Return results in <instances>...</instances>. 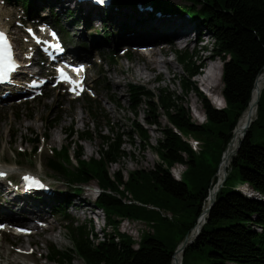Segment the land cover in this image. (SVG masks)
<instances>
[{
	"label": "trees",
	"instance_id": "16d2710c",
	"mask_svg": "<svg viewBox=\"0 0 264 264\" xmlns=\"http://www.w3.org/2000/svg\"><path fill=\"white\" fill-rule=\"evenodd\" d=\"M16 1L26 11L33 7L32 0ZM137 1L114 0L103 12L110 19L116 10ZM144 3L156 11L188 17L196 23L199 36L212 39L211 57L223 61L222 94L227 105L216 108L197 87L193 77L200 73L201 66L196 62L195 52L178 51L177 59L187 74L180 79L184 96L192 91L197 94L207 121L193 120L184 96L168 89L155 92L144 85L132 84V112L138 114L139 108L146 105L148 125H155L161 134L152 144L150 131L137 121H133L134 131L127 132L131 137L140 136L144 148L155 150L159 161L152 168L132 170L127 178L120 170L111 173L109 164L119 162L127 154L122 148L125 132L114 130L112 136L101 135L98 156L90 159L83 158L81 144L74 148L76 163L69 147L52 150L48 168L66 179L74 192H82L92 181L101 188L95 205L102 208L107 224L120 237L116 240L113 231L104 233L101 239L93 225L88 228L86 224L71 223L72 249L86 264H172L175 249L197 223L223 153L264 68V0H184L180 4L147 0ZM32 10L28 19L43 20ZM110 57L115 61L114 54ZM162 117L169 123L163 125ZM186 137L199 140L200 150L196 151ZM84 138L88 137L82 133L80 139ZM29 139L36 143L32 152L39 153L38 135ZM178 162L187 165L182 180H177L170 170ZM233 178L238 180L234 185ZM150 206L170 211L172 217ZM64 209L59 208L63 215ZM124 217L153 222L155 231L145 233L135 247L129 235L118 232L119 218ZM167 230L181 231L184 236L177 243L170 242ZM49 258L53 262L72 260L55 245ZM182 264H264V88L256 117L231 159L228 176L206 222L186 247Z\"/></svg>",
	"mask_w": 264,
	"mask_h": 264
},
{
	"label": "rangeland",
	"instance_id": "374dc122",
	"mask_svg": "<svg viewBox=\"0 0 264 264\" xmlns=\"http://www.w3.org/2000/svg\"><path fill=\"white\" fill-rule=\"evenodd\" d=\"M66 1L32 0L33 7L26 11L16 0H0V23L14 34L22 60L36 61L40 59L36 53H33L35 46L24 30V25L30 17L29 11L34 9L33 12L39 13L43 19L55 23L60 28L64 41H66V54L73 56L74 61L85 62L87 65L84 79L86 91L81 95L70 94L67 89L48 82L39 94L32 97L29 95L32 92L29 89L31 77L25 78L22 83L18 82L21 89H14L10 97L4 96L9 92L4 90L5 88L3 89L5 98L0 97V164L4 167L11 166L10 168L13 170L9 176L3 178V182L0 184V194L6 189L23 193L17 180L20 179L19 177L24 171L41 175L47 186L44 188V193L41 195L23 194L33 198L49 196L52 202L46 217L48 221L44 223L45 225L46 223L56 224L57 227L52 233L39 235L36 232L23 239L22 242H25L28 251L38 247L34 257L9 255L0 257V264H13L15 261L21 264H35V259L42 253L47 255L49 252L48 244L63 249L67 255L73 254L74 264H86L72 249L70 224L73 223L75 226L86 224L88 228L93 225L94 231L101 239L104 233L113 232V228L108 225L103 227L104 212L102 209L95 211V213H99V216H96L97 214H92L89 211L84 215L75 208L78 207L77 203L82 204L84 210L94 208L93 199L98 191V185L92 181L89 185L84 186L82 192H74V187L70 186L66 179L57 176L48 168L47 163L52 156V150L69 147V154L76 163L74 148L77 147V144H81L83 158L90 159L98 156L97 153L102 142L101 135L112 136L114 130L115 132H125L122 136V148L127 154L119 162L109 164V171L114 173L120 170L127 178L128 172L132 170L142 167L152 168L159 161L155 150L148 146L144 148L140 136L135 134L131 137L127 132L130 134L134 131L133 121H137L150 131L152 144L156 143L161 134L155 125H148L145 115L146 105L139 108L138 114L132 112L131 85L141 84L155 92L168 89L184 96L180 79L187 74L178 61L176 52H195L196 62L201 66L200 73L205 66L219 65L221 61L219 57H211L212 39L202 38L201 41L198 38L197 25L194 21L179 13L156 11L151 5L144 3L147 0H143L144 2L135 0L137 1L135 4L133 2L126 4L116 10L113 18L110 19L103 11L88 6L81 9L76 6L74 0ZM170 2L180 4L184 3V0H170ZM87 14H92L91 19L87 17ZM121 16L126 17V20L135 21L136 24L127 25L126 22L120 25L116 24L117 18L119 19ZM154 17H163L165 22L159 23L153 19ZM83 27L86 29L82 30ZM188 30L191 34L189 39H181L176 36L181 31ZM157 35L162 36L157 37ZM149 37L152 38L149 39ZM143 38H147V41L142 42L146 40ZM159 43H163V45ZM148 44L152 46L157 58L167 59L168 64H161L151 70H141L142 60L145 57L144 52ZM152 44L155 46L153 47ZM204 45L207 48H203ZM70 48L76 51L75 56L69 54ZM111 54H114L115 61L111 60ZM37 69L38 67L33 64L30 70ZM53 73V70L45 65L40 76H35V79H42V76ZM198 75L193 77V80L199 90L207 96L205 86L197 80ZM14 79L23 81V78L17 76ZM119 81L123 82L121 90L115 89ZM212 85L211 90L220 98L223 95V81L218 79ZM184 99L193 120L202 123L195 115L196 112L204 114L200 98L192 91L185 95ZM161 123L166 125L169 121L166 117H162ZM82 133L88 138L80 139ZM35 135H38L41 143L37 154L32 152L36 143L29 139ZM6 178L8 179L6 180ZM237 182L236 178L231 181L232 185ZM60 207H65L64 215L59 211ZM150 207L159 210L164 215L172 216L170 211L155 206ZM89 220L91 221L89 222ZM139 221L143 227L140 228V239H134L135 243L140 242L145 233L155 231L153 222L147 223L143 219H139ZM1 222L3 223V221ZM28 226L38 227L37 224ZM166 232L171 235L170 242L173 241V243H177L184 236L181 231L167 230ZM4 236L0 234V242L4 244L7 253L12 247L18 251L23 249L22 243L15 242V235H8L10 243H6ZM29 238L34 241L28 243ZM43 263L56 264L57 262L43 259L39 264Z\"/></svg>",
	"mask_w": 264,
	"mask_h": 264
},
{
	"label": "bare ground",
	"instance_id": "6f19581e",
	"mask_svg": "<svg viewBox=\"0 0 264 264\" xmlns=\"http://www.w3.org/2000/svg\"><path fill=\"white\" fill-rule=\"evenodd\" d=\"M70 0H67L66 2H68ZM92 14H87V17L89 19H91ZM124 16V15H123ZM121 16L119 19L117 18L116 20V24L120 25L123 22H126L127 25L129 24H136L134 23L135 21H131V20H126V17ZM86 18V17H85ZM87 18V19H88ZM155 21H158L159 23H163L165 22V18L160 17H154L153 18ZM86 22V21H84ZM131 22V23H130ZM2 25V27L6 28L5 25H3L2 23H0ZM86 29L85 27H83L82 30ZM190 31H181L180 33H178L176 36H179V38H187L189 39L190 37ZM80 36V35H79ZM162 35H157V37H161ZM152 37H149V39H151ZM146 39V40H143ZM142 42H146L147 38H143ZM160 44V43H159ZM153 45V44H152ZM160 45H163V43H161ZM155 45H153L154 47ZM69 54H72L75 56L74 53H76V51L72 48L69 49ZM144 59L142 60L143 66L141 67V70L143 69H148L151 70L153 67L156 66H160L161 64H168V60L165 58H161L158 59L156 56V53L153 51L152 46H150V44H148V46H146L145 52H144ZM72 57V56H71ZM84 63V62H83ZM222 73H223V61H220L219 65H207L203 68V71L201 73H199L197 80L199 81L200 84L204 85L205 88H209L214 82H216L218 79L222 80ZM16 77V76H14ZM12 77V83L10 82L8 85H5L2 87V91L0 92V97L1 98H5V97H10L13 94V90L14 89H21V87L19 86L18 82L22 83L24 82V80H20L17 81V79H14ZM17 77L23 78V75L19 72ZM35 83H40V79L35 80ZM122 83L123 82H117V85L115 87V89L121 90L122 89ZM212 87V86H211ZM5 88V89H4ZM264 88V68L262 70V72L258 75L256 81H255V85L252 91V96L249 102L248 107L246 108V110L243 112V114L241 115V117L238 120V123L234 129V133H233V137L229 143L228 149L226 150L225 154L222 157V160L219 164L217 173H216V180L214 181L211 189H210V194L208 195V198L206 199L204 206H203V210L200 214V216L197 219V223L195 225V227L193 228V230L190 233V238L189 239H193L194 235L197 233L198 229H200L207 218V208L210 205L213 197L215 196V194L219 191V189L222 187V185L224 184V181L226 180L227 176H228V168L231 165V159L234 155V153L236 152L241 140L244 137V133L245 130L247 128V125L249 124L250 121L254 120V118L256 117L257 114V106H258V102L261 96V92ZM3 89L8 91L9 93L7 95H5L3 92ZM77 90H79V88H77ZM4 94V96H3ZM193 143V141H192ZM196 149H199V147L197 145H195ZM9 167H6L8 169L9 172H12L13 169ZM187 170V165L181 162L175 163L172 167H171V172L173 174V176L177 179V180H182L185 171ZM0 173H4L5 174V168L1 166L0 164ZM4 176V175H2ZM1 176V177H2ZM52 202V199L49 196H43V197H39V198H33V197H29L28 195H25L23 193H20L16 190L13 189H6L3 190L2 193L0 194V223H2L1 221H3V223H11L14 225H17L19 227H25L27 225L30 224H37L38 227H36L35 233L37 232L39 235H43V234H47V233H52V231L57 227L56 224H52V223H47L46 225V229H44L43 227H41L39 224V221H44L47 222L48 220L46 219L49 208H50V204ZM131 202V201H129ZM78 210H80V213L86 215L87 212L91 211L92 208H88L87 210H84V206L80 203H77ZM167 216H169L170 218L172 217L170 214H166ZM45 219V220H44ZM148 223V222H147ZM143 227L141 221H139V219L137 218H130V217H124L120 220L119 225L117 227L118 232L121 233H125L127 235H129L133 240L135 239H140V228ZM113 231L115 232V230L113 229ZM61 232V231H59ZM116 234V240H119L120 237L117 234V232H115ZM3 234L5 235V237H8L6 231H3ZM16 240L15 242H20L22 243L23 249H21L20 251L16 250L15 248H10L9 252L7 253L5 248H4V244H2L0 242V257H5V256H9V255H21L24 257H30L29 255V251L28 249L25 247V242H22L24 238H26L24 235H17L15 236ZM58 238V237H56ZM34 240L32 238L28 239V243H32ZM140 242H136L135 243V247L139 246ZM38 249V247L35 248V251ZM35 254L33 253V256ZM73 254H69L70 258H73ZM32 257V256H31ZM182 260H183V251L182 248H179L176 253L174 254L173 257V261L172 264H182ZM75 261L72 259L71 261H62L59 260L57 261L56 264H74ZM11 264V263H8ZM13 264H21L20 262H13ZM46 264V263H43ZM80 264V263H77Z\"/></svg>",
	"mask_w": 264,
	"mask_h": 264
},
{
	"label": "snow or ice",
	"instance_id": "6c2138e0",
	"mask_svg": "<svg viewBox=\"0 0 264 264\" xmlns=\"http://www.w3.org/2000/svg\"><path fill=\"white\" fill-rule=\"evenodd\" d=\"M31 31V30H29ZM7 57V60H5ZM17 66L11 61V50L8 40L3 32H0V80H7V73L13 71ZM4 173H0V176ZM28 179V177H25Z\"/></svg>",
	"mask_w": 264,
	"mask_h": 264
},
{
	"label": "water",
	"instance_id": "95a60500",
	"mask_svg": "<svg viewBox=\"0 0 264 264\" xmlns=\"http://www.w3.org/2000/svg\"><path fill=\"white\" fill-rule=\"evenodd\" d=\"M252 121H253V120H252ZM252 121H250L249 124L247 125V128H246V130H245L244 136H245V134H246V132H247V130H248V127L251 125ZM243 138H244V137H243ZM230 141H231V140H230ZM229 143H230V142H229ZM229 143H228V146H229ZM240 144H241V142H240ZM240 144H239V146H238L236 152L234 153V155L237 153V151H238V149H239V147H240ZM228 146H227V148L225 149L223 155L225 154L226 150L228 149ZM222 186H223V185H222ZM210 189H211V187L209 188V194H210ZM219 190H220V189H219ZM218 192H219V191H218ZM218 192L215 194V196L213 197V199H212L210 205H209L208 208H207V215L210 214V211H211L212 207L214 206V204H215V202H216ZM209 194H208V195H209ZM207 198H208V197H207ZM207 198H206V199H207ZM205 222H206V221H205ZM193 228H194V227H193ZM201 229H202V227H201L200 229H198V231H197V233L194 235V238H193V239H189V238H190V233H191V232H189V233L186 235L185 239H184V240H183V241L177 246V248H176L175 251H174V254L176 253V251H177L179 248H182V251H183V253H184L186 247H187L188 245H190V244L196 239V237L199 235ZM192 230H193V229H192ZM192 230H191V231H192ZM173 257H174V256H173Z\"/></svg>",
	"mask_w": 264,
	"mask_h": 264
}]
</instances>
